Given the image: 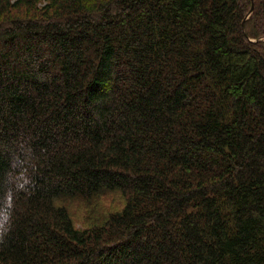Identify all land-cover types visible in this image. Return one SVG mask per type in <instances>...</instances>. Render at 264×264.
Returning a JSON list of instances; mask_svg holds the SVG:
<instances>
[{
    "label": "trees",
    "instance_id": "16d2710c",
    "mask_svg": "<svg viewBox=\"0 0 264 264\" xmlns=\"http://www.w3.org/2000/svg\"><path fill=\"white\" fill-rule=\"evenodd\" d=\"M0 264H264V0H0Z\"/></svg>",
    "mask_w": 264,
    "mask_h": 264
},
{
    "label": "rangeland",
    "instance_id": "374dc122",
    "mask_svg": "<svg viewBox=\"0 0 264 264\" xmlns=\"http://www.w3.org/2000/svg\"><path fill=\"white\" fill-rule=\"evenodd\" d=\"M119 199L120 198H118L117 196L111 194L103 197L97 202L98 206L100 207V211L105 212L119 208ZM70 206L73 218L78 227H86V225L88 224L87 221L89 220V216L92 214L90 209H93V207L88 209V206L83 204L81 201H74L73 205Z\"/></svg>",
    "mask_w": 264,
    "mask_h": 264
},
{
    "label": "water",
    "instance_id": "95a60500",
    "mask_svg": "<svg viewBox=\"0 0 264 264\" xmlns=\"http://www.w3.org/2000/svg\"><path fill=\"white\" fill-rule=\"evenodd\" d=\"M254 12V7L251 9V11H250V13H249V15H248V18H250V16L252 15V13ZM247 18V19H248ZM245 24V23H244Z\"/></svg>",
    "mask_w": 264,
    "mask_h": 264
}]
</instances>
